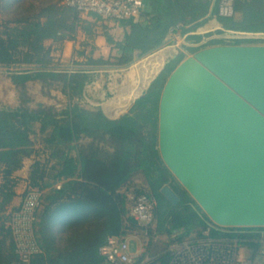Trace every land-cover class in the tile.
<instances>
[{
    "label": "trees",
    "instance_id": "obj_1",
    "mask_svg": "<svg viewBox=\"0 0 264 264\" xmlns=\"http://www.w3.org/2000/svg\"><path fill=\"white\" fill-rule=\"evenodd\" d=\"M215 9L216 0H144L136 19L119 21L124 29L121 38L107 37L116 54L88 58L84 64L127 65L160 47L173 31L194 30ZM234 9V16L219 17L222 27L264 31V0H234ZM30 10L31 6L18 0H0V12L7 14L0 19V68L6 70L18 92L15 106L0 105V264H11L16 257L6 222L9 210L14 209L9 208L18 181L14 172L29 156L35 158L26 188L41 192L34 221L41 252L32 257V264H102L98 247L104 238L137 228L125 201V191L130 188L156 198L154 221L137 261L148 254L151 259L145 264L166 263V247L174 230H180L178 238H184L206 227L216 236L247 237L244 243L251 257L257 255L264 227L215 225L161 159L159 97L167 75L185 52L181 50L166 61L127 111L112 118L100 107L88 108L79 102L86 85L96 77L94 70L61 66L45 44L48 39H74L80 13L51 1L44 2L37 12L31 14ZM187 37L192 42L202 38L195 34ZM250 42L255 40L235 41ZM220 43L226 41L211 38L186 49L194 52ZM30 81L56 84L65 104L60 108L42 102L30 105ZM110 103L116 112L128 105L117 100ZM137 174L143 176L144 183L135 180ZM164 184L179 196L177 203L160 192Z\"/></svg>",
    "mask_w": 264,
    "mask_h": 264
},
{
    "label": "water",
    "instance_id": "obj_2",
    "mask_svg": "<svg viewBox=\"0 0 264 264\" xmlns=\"http://www.w3.org/2000/svg\"><path fill=\"white\" fill-rule=\"evenodd\" d=\"M158 149L212 223L264 227V43L212 44L181 59L161 89ZM160 192L179 200L168 184Z\"/></svg>",
    "mask_w": 264,
    "mask_h": 264
},
{
    "label": "built area",
    "instance_id": "obj_3",
    "mask_svg": "<svg viewBox=\"0 0 264 264\" xmlns=\"http://www.w3.org/2000/svg\"><path fill=\"white\" fill-rule=\"evenodd\" d=\"M62 3L79 13H91L119 22L128 18L136 19L143 8L144 0H63ZM235 14L234 0H216L213 16L231 17ZM211 38H221L226 43L236 40H255L250 43H264V31L229 29L220 26L212 29L199 42H191L187 45L198 46ZM138 96L139 94L135 98ZM40 194L41 192L35 188H26L18 206L9 210L6 224L10 230L16 255L11 264H32V257L41 252L34 232ZM125 201L129 209L128 214L137 228L120 234L107 235L98 247V254L109 264H145L151 259L150 255H144L140 261H137V257L144 251L145 238L154 221L156 198L148 193H137L130 188L125 191ZM179 233L180 230L172 232V240L166 247L169 260L163 264H264V231L259 238L261 246L258 254L254 257H251L250 250L244 243L248 240L245 236H216L211 233L209 227L203 228L198 234L192 233L184 238H178ZM130 238L138 242L136 252L130 251Z\"/></svg>",
    "mask_w": 264,
    "mask_h": 264
},
{
    "label": "rangeland",
    "instance_id": "obj_4",
    "mask_svg": "<svg viewBox=\"0 0 264 264\" xmlns=\"http://www.w3.org/2000/svg\"><path fill=\"white\" fill-rule=\"evenodd\" d=\"M18 1L19 3L21 2L24 6H31V14L33 12H37L44 2L51 1L63 4V0ZM6 16L7 14L0 12V19ZM117 23L118 22H116L115 20L104 19L95 14L80 13V23L73 46L74 53H72L74 57L72 58L70 56L72 47L68 45V56H70V58L68 57V68L79 66L92 68L97 77L95 80V84L90 82L86 85V97H83L81 100H79L80 104L88 108L101 107L104 103H109L111 105L110 102H113L114 100H117L121 105L128 104L119 112H116L113 108L106 110L105 114L112 118L117 117L118 115L127 111L129 105L135 99L134 97L140 94L139 91L141 87L145 86L146 83L153 77V75L157 71L159 63H161L159 62L155 65L156 68L151 78H149L146 82H141L138 84L135 93L127 102L123 103L117 98L113 99V97L118 94L119 90L127 85V72L131 69V67L140 64L143 60L148 59L151 55L154 54V52L157 51L155 49L151 52L142 54L139 57H135L133 61L124 66L84 64L88 58H107L112 54H116V49L113 48V45L107 41V37L111 35L115 40L121 38L122 29L120 26H118ZM46 46L52 49L53 43L46 44ZM76 62L79 63L77 64ZM163 66L164 64L159 69V72L162 70ZM145 89L146 88L142 90V93ZM27 91L29 93V96L31 97L29 104L32 106L36 105L39 102H42L44 104L53 105L56 108H60L65 104V99L64 97H62L63 95L60 93V90L56 84L49 85L41 82H32L27 85ZM17 97L18 92L9 80L6 70L0 68V105L15 106L17 104ZM135 180L139 184L141 182L144 183L143 176H141L140 174H137L135 176ZM62 232L63 231H60V234H62ZM129 248L131 252H136L138 250V242L136 239L130 238ZM102 264L109 263L104 261Z\"/></svg>",
    "mask_w": 264,
    "mask_h": 264
},
{
    "label": "crops",
    "instance_id": "obj_5",
    "mask_svg": "<svg viewBox=\"0 0 264 264\" xmlns=\"http://www.w3.org/2000/svg\"><path fill=\"white\" fill-rule=\"evenodd\" d=\"M117 24L122 29V33H121V36H122L124 29L119 24V22ZM220 26H222V24L219 21V18H217L213 15H210L206 19H204V21L200 25H198L194 30H189L187 32L181 33V30L177 29L168 35V37L166 38V40L164 41V43L160 47L156 48L157 51L154 52V54L158 53L163 58V61H162L163 63L166 62L167 60H169L170 58H173L181 50L185 52V56H186L189 54V51H187L186 47H193L194 46V45H187L188 43L192 42V41L188 40V37H187L188 35L195 34V35H199V36L204 37L206 34L211 32L212 29L219 28ZM49 43H51V44L53 43V48L52 49L50 48V51H51V54L53 55L54 59L60 61L61 66L68 67V59L70 58V56H71V58L74 57V55L72 53H74L73 46L75 43V38L71 39V40H63L61 42H55L51 39H48L45 41V44H49ZM68 45L72 47L71 51H70V56H68ZM137 57H139V56H137ZM161 63H159L157 69L160 67ZM96 78L97 77H95V79L91 83L95 84ZM138 78H139V74L136 75V79L139 81ZM126 80H129L128 76H127ZM150 81H151V79H150ZM32 82H38V81H30V82H28L27 85H29ZM62 97H64V99H65L64 95ZM84 97H86L85 92H84ZM100 108L102 109V111L104 113H106V110H109L110 108H113V107H111V105L109 103H107V104L104 103L103 106H101ZM34 158H35V156L26 157L23 161L22 167L14 172V175L17 177L18 181H17V184L15 186L16 194L13 197L9 208H16L18 206V204L20 203L23 191L25 190L26 185H27V177H28V173L30 170V166H31L32 162L34 161Z\"/></svg>",
    "mask_w": 264,
    "mask_h": 264
},
{
    "label": "bare ground",
    "instance_id": "obj_6",
    "mask_svg": "<svg viewBox=\"0 0 264 264\" xmlns=\"http://www.w3.org/2000/svg\"><path fill=\"white\" fill-rule=\"evenodd\" d=\"M162 61H163V58L158 53H156L150 56L148 59L143 60L140 64H137L136 66L131 67V69L127 73V76L129 79L127 80L128 82L127 85H125L124 88L122 87L119 90L118 94H116V96L113 97V99L117 98L123 103L127 102L135 93V90L138 84L141 82H146L149 78H151L156 68L155 65ZM162 65H163V62L161 63L160 67H162ZM160 67L157 69V71L160 69ZM157 71L155 72V74L157 73ZM137 74H139V81L136 79ZM148 82L146 83V85L148 84ZM146 85L144 86V88L146 87Z\"/></svg>",
    "mask_w": 264,
    "mask_h": 264
}]
</instances>
